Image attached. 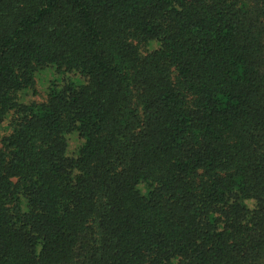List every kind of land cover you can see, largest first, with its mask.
<instances>
[{
  "label": "trees",
  "instance_id": "1",
  "mask_svg": "<svg viewBox=\"0 0 264 264\" xmlns=\"http://www.w3.org/2000/svg\"><path fill=\"white\" fill-rule=\"evenodd\" d=\"M0 264H264V0H0Z\"/></svg>",
  "mask_w": 264,
  "mask_h": 264
},
{
  "label": "rangeland",
  "instance_id": "2",
  "mask_svg": "<svg viewBox=\"0 0 264 264\" xmlns=\"http://www.w3.org/2000/svg\"><path fill=\"white\" fill-rule=\"evenodd\" d=\"M37 89H38V91H39V95H37L36 96V99L37 100H43L44 98V96H43V88L41 87V85H40V82L38 83V85H37V87H36ZM72 144V146H74V143L72 142L71 143Z\"/></svg>",
  "mask_w": 264,
  "mask_h": 264
}]
</instances>
